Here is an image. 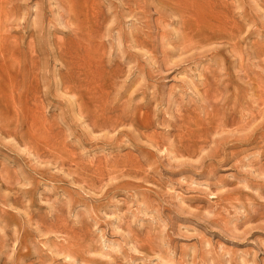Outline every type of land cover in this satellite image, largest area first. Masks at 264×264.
I'll list each match as a JSON object with an SVG mask.
<instances>
[{
  "label": "rangeland",
  "instance_id": "1",
  "mask_svg": "<svg viewBox=\"0 0 264 264\" xmlns=\"http://www.w3.org/2000/svg\"><path fill=\"white\" fill-rule=\"evenodd\" d=\"M0 264H264V0H0Z\"/></svg>",
  "mask_w": 264,
  "mask_h": 264
}]
</instances>
